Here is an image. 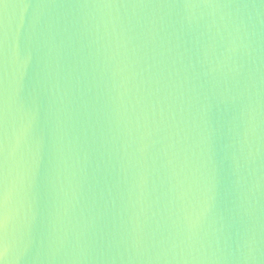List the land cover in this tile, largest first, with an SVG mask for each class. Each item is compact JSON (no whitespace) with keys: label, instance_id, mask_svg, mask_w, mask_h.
<instances>
[{"label":"water","instance_id":"obj_1","mask_svg":"<svg viewBox=\"0 0 264 264\" xmlns=\"http://www.w3.org/2000/svg\"><path fill=\"white\" fill-rule=\"evenodd\" d=\"M0 262L264 264V0H2Z\"/></svg>","mask_w":264,"mask_h":264},{"label":"snow or ice","instance_id":"obj_2","mask_svg":"<svg viewBox=\"0 0 264 264\" xmlns=\"http://www.w3.org/2000/svg\"><path fill=\"white\" fill-rule=\"evenodd\" d=\"M0 2H2V0H0ZM0 264H2V262H0Z\"/></svg>","mask_w":264,"mask_h":264}]
</instances>
